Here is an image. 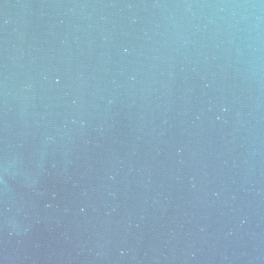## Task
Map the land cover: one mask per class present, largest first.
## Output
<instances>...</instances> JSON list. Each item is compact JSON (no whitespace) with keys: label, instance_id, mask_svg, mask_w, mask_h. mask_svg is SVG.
<instances>
[{"label":"water","instance_id":"water-1","mask_svg":"<svg viewBox=\"0 0 264 264\" xmlns=\"http://www.w3.org/2000/svg\"><path fill=\"white\" fill-rule=\"evenodd\" d=\"M0 264H264V0H0Z\"/></svg>","mask_w":264,"mask_h":264}]
</instances>
